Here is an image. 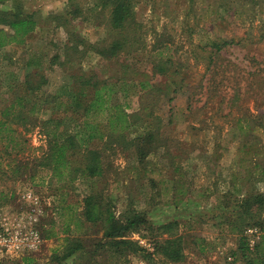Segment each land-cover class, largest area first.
Segmentation results:
<instances>
[{
  "label": "rangeland",
  "instance_id": "obj_1",
  "mask_svg": "<svg viewBox=\"0 0 264 264\" xmlns=\"http://www.w3.org/2000/svg\"><path fill=\"white\" fill-rule=\"evenodd\" d=\"M20 1L39 26L23 45L0 50V81L22 78L34 69L25 63L38 62L48 84L30 103L38 104L35 115L46 120L70 74L92 70L114 86L113 101L128 112L148 108L149 116L128 130L127 139L156 131L158 122L157 138L163 142L143 164L130 151L116 147L113 154L107 152L104 178L62 183L43 170L30 171L46 149L39 129L25 133L13 126L20 147L8 157L1 142L0 168H7L15 155L30 163L29 173L20 179H0V264H53V253L62 250L67 237H100L102 232L82 217L83 199L92 190L112 197L116 211H146L154 225L177 222L185 256L179 264H244L237 253L239 238L251 249L264 243L260 228H255L257 234L248 233L251 227L239 233L229 228L245 192L264 194V0H133L137 41L128 54L105 60L85 52L68 62L65 57L73 51L65 47L71 38L99 46L110 41L115 33L108 25L109 10L94 6L93 0L70 5L69 0H9L0 3V11ZM65 5L78 14L68 29L54 19ZM230 41L216 60V74L207 71L214 42ZM164 60L180 72L175 84L153 70ZM147 83L162 91L144 92L141 84ZM7 101L8 95L1 92L0 106ZM76 129L73 123L68 130ZM50 229L57 234L46 240ZM129 238L153 252L146 233ZM152 257L150 263L139 257L130 260L169 264ZM74 258L80 264L81 259Z\"/></svg>",
  "mask_w": 264,
  "mask_h": 264
},
{
  "label": "trees",
  "instance_id": "obj_2",
  "mask_svg": "<svg viewBox=\"0 0 264 264\" xmlns=\"http://www.w3.org/2000/svg\"><path fill=\"white\" fill-rule=\"evenodd\" d=\"M6 1L9 0H0V3ZM74 1L76 0H69L68 5ZM133 2L93 0L94 6L109 10L108 25L115 34L102 46L91 44L84 38H71L67 43L68 48L65 47V50L73 51L65 57L67 62L81 59L85 52L94 53L105 60L128 54L137 41V38L133 37L134 29L132 31L135 21ZM68 5L64 6L60 17L54 18L59 21L58 25L65 29H68L70 21L78 16ZM38 26L36 16L27 13L21 1L7 10L0 11V27L11 31L6 33L3 28L0 29V50L12 44L23 45ZM231 44L232 41L214 42L208 56L207 71L216 74L215 71L212 72L217 68L216 60L222 49ZM80 48L84 53L80 52ZM37 65L38 62L34 64L30 60L25 66L34 67L31 72L24 74L22 78L0 81V93L4 91L8 95L7 103L0 106V144L4 143L3 152H0L3 155L10 157L20 147L14 136L16 131L13 126L22 128L25 133L38 128L45 137L46 149L37 160L38 164L33 165L30 171L37 173L43 170L57 182L70 183L78 179L104 178L106 160L110 157L107 152L111 150L113 154L116 147L123 152L130 151L139 164H143L144 158L155 151L156 147L162 146L163 141L157 138L160 130L158 122L153 126L156 131L150 130L133 140L127 139L128 130L145 116H149L148 108L140 113L128 112L126 106L113 101L114 86L97 77L92 70L79 69L76 73L72 72L69 81L63 86V94L54 98L52 116L46 120L39 119L35 115L39 109L38 104H31L30 101L48 84V76L39 69L40 65ZM171 65L170 60L159 61L154 64L153 70L158 76L175 84L180 72ZM141 86V90L146 93L155 94L162 91L154 84ZM46 102L45 104H49ZM73 123L77 125L75 132L68 130ZM95 144L101 147H96ZM16 157L15 155L11 163L7 164V168H0V179L4 177L6 180H17L29 173L30 162L23 163ZM243 185L240 191L244 190ZM4 197L7 195L2 198ZM237 206L236 218L229 222L232 233L242 232L244 228L249 227L264 230V218L261 217L264 210V194L252 195L247 191ZM82 217L86 223L98 228L102 235L87 241L67 237L62 250L53 253V264H76L74 257L81 259L80 264H131V257H139L150 263L152 256H159L169 264H179L184 260V243L182 237L177 235V222L154 225L148 221L146 211L140 212L131 207L116 211L114 199L102 190H92L84 197ZM143 232L151 238L152 253L129 238L134 233L143 235ZM56 234L50 229L44 239L48 240ZM163 236L166 238H162ZM237 253L244 264H264L262 242L251 249L248 242L240 237ZM77 254L79 256H76Z\"/></svg>",
  "mask_w": 264,
  "mask_h": 264
},
{
  "label": "built area",
  "instance_id": "obj_3",
  "mask_svg": "<svg viewBox=\"0 0 264 264\" xmlns=\"http://www.w3.org/2000/svg\"><path fill=\"white\" fill-rule=\"evenodd\" d=\"M257 229H249L248 230V233H250V234H257ZM258 237H260V235H258ZM254 244V241H250V245H253Z\"/></svg>",
  "mask_w": 264,
  "mask_h": 264
}]
</instances>
